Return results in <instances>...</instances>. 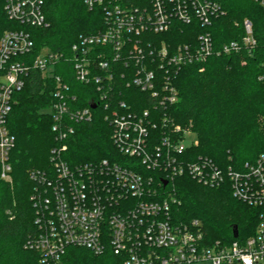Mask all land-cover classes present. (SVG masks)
<instances>
[{
    "label": "built area",
    "instance_id": "built-area-1",
    "mask_svg": "<svg viewBox=\"0 0 264 264\" xmlns=\"http://www.w3.org/2000/svg\"><path fill=\"white\" fill-rule=\"evenodd\" d=\"M264 10V0H249ZM92 10L102 7L106 29L81 35L66 59L45 48L29 64L17 60L31 55L34 42L25 30L0 34V166L1 178L12 173L10 154L15 137L8 128L14 95L23 90L31 70L55 85L50 114L56 146L51 151V175L40 178L43 190L31 197L37 232L26 249L39 254L41 264H62L66 251L86 249L96 256L108 248L120 264H264V154L240 170L220 167L207 157H194L186 145L189 128L177 125L164 110L179 98L176 80L190 65H203L214 55L251 52L257 46L250 20L236 22L242 38L217 49L210 31L196 42L178 46L151 36L168 33L174 20L198 21L208 29L226 15L210 0H85ZM9 21L26 27H49L43 0H0ZM63 59L72 66L76 81L94 85L97 100L73 109L76 97L55 74ZM124 89L136 90L156 102L136 108L124 100ZM130 96H127V99ZM92 105L96 109H92ZM102 108L112 128V141L127 165L102 160L70 166L64 155L74 124L89 123ZM190 177L208 188L227 183L238 201L258 209L254 235L231 244L209 242L202 223L176 222L173 206L181 204L171 184ZM166 188V190H165ZM169 188V189H168Z\"/></svg>",
    "mask_w": 264,
    "mask_h": 264
},
{
    "label": "trees",
    "instance_id": "trees-1",
    "mask_svg": "<svg viewBox=\"0 0 264 264\" xmlns=\"http://www.w3.org/2000/svg\"><path fill=\"white\" fill-rule=\"evenodd\" d=\"M210 1L219 3L226 11L210 28H203L198 21L187 25L174 20L168 33L150 37L178 46L196 42L198 35L207 30L220 49L242 38L243 28L235 23L248 19L253 24L257 46L251 54L243 51L214 55L203 65L184 67L176 80L178 101L163 111L177 125L196 133L198 141L191 150L194 157H207L220 167L240 170L264 154V10L249 0ZM43 12L49 27H26L9 21L0 7V34L25 30L34 42L32 54L17 60L30 64L45 48L68 59L81 35H94L106 29L103 8L90 10L85 0H43ZM66 59L56 65L55 74L76 97L72 108H88L90 101L97 100L96 87L78 83ZM202 68L204 71L200 72ZM54 90L52 79L31 70L23 90L14 95L8 128L16 140L10 154L15 185L12 188L0 177V264H41L39 254L26 249V245L37 232L31 197L44 189L40 178L34 176L51 175V151L57 143L52 115L44 112H50L55 102ZM123 90V99L137 105L136 108H149L156 102L136 90ZM93 114L92 122L74 124L75 134L68 140L64 160L70 166L102 160L127 165V158L112 141V128L105 120V112L100 107ZM171 188L181 201L172 208L176 222L200 221L209 242L231 244L235 241L234 227H238L239 239L254 235L261 212L235 199L228 183L208 188L183 177L176 179ZM120 263L110 248L96 256L86 249L71 247L62 259V264Z\"/></svg>",
    "mask_w": 264,
    "mask_h": 264
},
{
    "label": "rangeland",
    "instance_id": "rangeland-1",
    "mask_svg": "<svg viewBox=\"0 0 264 264\" xmlns=\"http://www.w3.org/2000/svg\"><path fill=\"white\" fill-rule=\"evenodd\" d=\"M200 72H203L204 70H203V68L202 69H200L199 70ZM45 113H50L48 110H46V111H44ZM191 131L193 132V130L191 129ZM197 141H198V138H197V135H196V133H191V134H189V135H187V137H186V145L189 147V148H192V147H194V145H196V143H197ZM0 171H1V166H0ZM1 174V173H0ZM1 177V176H0ZM2 179V178H1ZM2 181H4L5 183H7V184H9L12 188H13V186L15 185V182H14V180H13V176H12V174L6 179V180H3L2 179Z\"/></svg>",
    "mask_w": 264,
    "mask_h": 264
},
{
    "label": "water",
    "instance_id": "water-1",
    "mask_svg": "<svg viewBox=\"0 0 264 264\" xmlns=\"http://www.w3.org/2000/svg\"><path fill=\"white\" fill-rule=\"evenodd\" d=\"M92 109H96V106L95 105H92ZM233 236H234V238H237L239 236L238 227H234V229H233Z\"/></svg>",
    "mask_w": 264,
    "mask_h": 264
}]
</instances>
